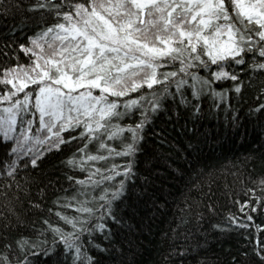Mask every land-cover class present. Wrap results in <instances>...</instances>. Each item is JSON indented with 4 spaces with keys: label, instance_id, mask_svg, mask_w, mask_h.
Segmentation results:
<instances>
[{
    "label": "snow or ice",
    "instance_id": "snow-or-ice-1",
    "mask_svg": "<svg viewBox=\"0 0 264 264\" xmlns=\"http://www.w3.org/2000/svg\"><path fill=\"white\" fill-rule=\"evenodd\" d=\"M14 7L26 13L20 31L31 22V35L19 44L28 63L0 68V264H100L91 247L113 264H135L124 260L131 247L111 251L112 237L132 234L142 206L155 204L153 181L135 168L147 130L161 115L183 120L192 136L172 147L194 152L195 122L209 99L210 107L231 108L228 123L239 126L218 82H233L240 94L238 71L249 69V80L264 75V0H17ZM251 111L264 117V103ZM258 151L264 162V141ZM49 153L62 157L55 170L34 174ZM253 185L252 198L237 202L242 220L230 214L227 223L254 225L260 235L249 232L252 246L232 264H264V221L253 215L264 217V175ZM101 237L108 247L94 243Z\"/></svg>",
    "mask_w": 264,
    "mask_h": 264
},
{
    "label": "trees",
    "instance_id": "trees-1",
    "mask_svg": "<svg viewBox=\"0 0 264 264\" xmlns=\"http://www.w3.org/2000/svg\"><path fill=\"white\" fill-rule=\"evenodd\" d=\"M29 2L23 0L24 5ZM16 3L17 0H0V68L28 63L19 44L27 43L31 22L29 28L20 31V17L26 13L15 8ZM249 71L237 73L244 81L240 94L233 91V82H218L228 90L232 107L241 115L239 126L232 127L228 123L231 108L210 107L212 101L206 100L201 105L204 116L195 122V128L199 130L193 141L198 143L196 151L181 152L172 147L182 148L192 136L185 132L183 120L174 123L161 115L150 126L142 142L143 151L137 154L135 168L141 176L153 181L149 192L153 193L155 204L149 201L142 206L139 216L132 221L138 225L132 234L124 229L112 237L115 244L112 252L131 247L124 260H134L135 264H232L233 255L252 246V241L247 238L249 232L259 237L254 225L240 229L235 225L229 227L227 223L230 214L242 220L237 202L250 200L252 194L246 195L247 189L254 187L256 177L264 175V162L258 151L259 144L264 141V137H258L264 117L251 111L264 103L260 93L264 75L256 71L249 80ZM192 126L189 122L188 127ZM152 129L159 135H154ZM161 138L168 143H159ZM0 155H3L2 148ZM253 155L255 159L247 161V157ZM60 159L59 155L46 154L40 172L34 174L52 173ZM116 162L121 163L122 158H116ZM209 170L211 176L197 175ZM140 183L142 181L138 180L137 184ZM255 195L262 193L257 190ZM209 205L212 211H209ZM253 215L255 223L264 221V217ZM180 217L184 219L183 224H180ZM222 228L226 230L222 231ZM94 243L105 248L109 242L101 237ZM173 250L187 251L183 257L170 256ZM89 254L100 264H113L108 252L91 247Z\"/></svg>",
    "mask_w": 264,
    "mask_h": 264
}]
</instances>
